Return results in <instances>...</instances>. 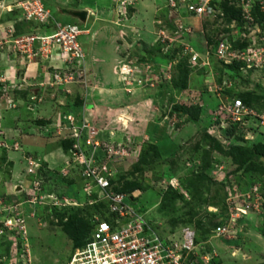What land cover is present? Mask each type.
<instances>
[{"label": "rangeland", "instance_id": "rangeland-1", "mask_svg": "<svg viewBox=\"0 0 264 264\" xmlns=\"http://www.w3.org/2000/svg\"><path fill=\"white\" fill-rule=\"evenodd\" d=\"M17 1L0 0V224L19 218L23 229L4 228L0 264H66L94 217H106L108 201L88 194L85 165L71 160L77 141L160 238L192 231L206 264H264V7L247 15L240 0H215L212 16L195 17L186 4L199 0H114L115 24L137 40L119 38L115 82L105 83L90 60L85 70L55 51L19 50L13 41L35 24L20 20ZM41 1L60 24L74 22ZM62 1L70 9L79 0ZM113 85L122 91L98 95ZM236 98L253 111L238 122L218 114Z\"/></svg>", "mask_w": 264, "mask_h": 264}, {"label": "built area", "instance_id": "built-area-1", "mask_svg": "<svg viewBox=\"0 0 264 264\" xmlns=\"http://www.w3.org/2000/svg\"><path fill=\"white\" fill-rule=\"evenodd\" d=\"M240 1L241 6L247 8V15H250L253 8L258 5L264 7V0ZM15 6L21 12L20 20L35 24L32 26L34 28L32 31L25 32L24 35L13 41L19 50L22 47H27L30 55L36 51L41 57L46 58L51 55L52 51H55V55H51V58H57L68 67L78 68L82 65L85 55L83 47L78 41V36L81 33L78 26L62 25L55 21L41 0H18ZM171 6L176 5L171 2ZM186 10L195 17L212 16L216 12L215 0L187 3ZM227 51L228 46L220 43L216 54L219 58H225ZM253 55L255 54L253 53ZM250 58H248L246 67L252 66ZM192 59L196 61V56H193ZM125 67L123 65L121 71L130 74L132 72L130 67L129 71H125ZM137 68L140 67H135V70ZM218 111L219 115L226 116L234 122L241 121L253 113L240 98L233 99L227 104L223 103ZM256 120L257 125L264 128V113L258 114ZM86 126L83 125V127ZM76 133L78 132H75V136L78 135ZM91 142L92 147H99V142L87 141L89 144ZM105 146L110 156L113 152V145ZM80 147L78 141L73 144L71 160L78 165H85L82 173L83 181L85 184L86 182L91 184V187L87 189L88 194L91 190L96 191L100 198L108 201L109 208L106 217H94L89 237L84 245L73 251L66 264H206L210 259L208 255H196L194 232L183 230L180 233V238L177 237V234H171L165 239L160 238L148 224L142 212L125 202L130 199V196L112 190V184L104 172L105 167H101V163L90 166L86 161V154ZM20 222H22L21 219L14 217L2 221L0 236L6 233L5 227L8 230L15 229L17 226L23 229V226L19 225ZM226 231L227 229L221 226L214 230L217 235H222Z\"/></svg>", "mask_w": 264, "mask_h": 264}, {"label": "crops", "instance_id": "crops-1", "mask_svg": "<svg viewBox=\"0 0 264 264\" xmlns=\"http://www.w3.org/2000/svg\"><path fill=\"white\" fill-rule=\"evenodd\" d=\"M53 1L58 5V8L60 9V11L65 15H69V14L64 12L65 10H85V11H87V18H88V16H90V17H92V19L95 20L94 22L86 25L87 18H86L85 22H80L78 19L69 15L71 17V19L74 20V22H69V24H77V25L79 24L83 28L82 33L78 36L79 43H81L80 41L82 39H85L87 41V43L90 44L86 47V49H85V47H83V50L85 53V59L81 65V67H83V69L85 67V70H86L88 68L86 61L90 60L89 61L90 66H94V68H92V70H93L92 75H95V77H99V79L102 82L105 81V83H108L109 80H112V82H115L114 76L111 73V70H112V66H114V63L116 62L115 58L118 57L117 54L119 53V51H117V49L119 48V45H118L119 38L120 39L125 38V40L130 44L131 47L134 46V40L136 41L137 39H132V37H131L128 40L126 37H124L127 35H125V34L122 35V31L120 30L121 26L115 24V20H114L115 14L113 13L114 11L112 10V8L115 7L114 4L112 3L114 0H102L101 2L90 0L89 3L84 2L85 0H79V1H77V6L75 8H70V9H68L64 6L65 3L62 0H53ZM67 1H65L66 4H67ZM182 12H184L183 9H182ZM98 22H101L102 25H100V24L98 25ZM103 23L104 24L109 23L113 27H117L119 29V32L113 30L112 33H110V30H112V28L108 27V26H106V27L103 26ZM66 24H68V23H66ZM92 31H94L95 34L92 33L90 35V33ZM98 45L100 46L99 50H98V48H95V46H98ZM116 45H117V47H114ZM139 67L141 69H143V67H141V66H139ZM106 85H108V84H106ZM108 86L110 87V85H108ZM117 86L113 85V87H111V88H105L106 90L102 94L98 93V95L101 96V98L102 97L104 98L106 96V92H109V91H114V92L120 93V91H122V89L116 88ZM132 107L135 108L134 106H132ZM103 110H105V109H103ZM118 113H120V112H118ZM122 115H123V113H122ZM126 115L129 116L128 114H126ZM87 119L89 120V118H84V121H88ZM127 120H128V122H127V125H128V124H130V120L129 119H127ZM84 128H83V130H84ZM83 130H82V133H83ZM111 133H113L112 134L113 136H110V138L112 139L114 137V135H116V131H111Z\"/></svg>", "mask_w": 264, "mask_h": 264}, {"label": "water", "instance_id": "water-1", "mask_svg": "<svg viewBox=\"0 0 264 264\" xmlns=\"http://www.w3.org/2000/svg\"><path fill=\"white\" fill-rule=\"evenodd\" d=\"M65 13L78 19L80 22H85L87 18V11L85 10H65Z\"/></svg>", "mask_w": 264, "mask_h": 264}, {"label": "trees", "instance_id": "trees-1", "mask_svg": "<svg viewBox=\"0 0 264 264\" xmlns=\"http://www.w3.org/2000/svg\"><path fill=\"white\" fill-rule=\"evenodd\" d=\"M27 28H29V29H27L28 32L32 30V28L29 27V26H28ZM25 32H26V30H25ZM241 100L243 101L242 98H241ZM243 103H245V102L243 101ZM92 228H93V226H92ZM92 228H91V230H92ZM90 233H91V231H90ZM90 233H89V234H90ZM86 240H87V239H85V241L82 243V245H84V243L86 242ZM82 245H81V246H82Z\"/></svg>", "mask_w": 264, "mask_h": 264}, {"label": "clouds", "instance_id": "clouds-1", "mask_svg": "<svg viewBox=\"0 0 264 264\" xmlns=\"http://www.w3.org/2000/svg\"><path fill=\"white\" fill-rule=\"evenodd\" d=\"M55 21H56V20H55ZM64 25H74V24H64ZM76 26H77V25H76ZM31 28H32V27H31ZM33 29H34V28H32V30H33ZM32 30H31V31H32ZM26 32H28V31H26ZM29 32H30V31H29ZM81 33H82V29H81ZM81 33H80V34H81Z\"/></svg>", "mask_w": 264, "mask_h": 264}]
</instances>
